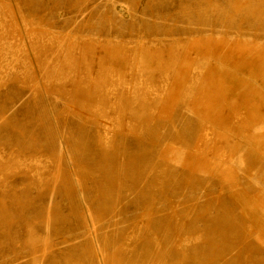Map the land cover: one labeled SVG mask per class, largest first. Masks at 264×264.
<instances>
[{
    "label": "rangeland",
    "instance_id": "rangeland-1",
    "mask_svg": "<svg viewBox=\"0 0 264 264\" xmlns=\"http://www.w3.org/2000/svg\"><path fill=\"white\" fill-rule=\"evenodd\" d=\"M0 264H264V0H0Z\"/></svg>",
    "mask_w": 264,
    "mask_h": 264
},
{
    "label": "bare ground",
    "instance_id": "bare-ground-1",
    "mask_svg": "<svg viewBox=\"0 0 264 264\" xmlns=\"http://www.w3.org/2000/svg\"><path fill=\"white\" fill-rule=\"evenodd\" d=\"M118 82H119V80H118ZM122 84H123V81H122ZM115 85H116V84H115ZM115 85H114V86H115ZM165 85H166V84H165ZM259 128H260V127H259ZM179 153H180V152H179ZM176 160H177V159H176Z\"/></svg>",
    "mask_w": 264,
    "mask_h": 264
}]
</instances>
